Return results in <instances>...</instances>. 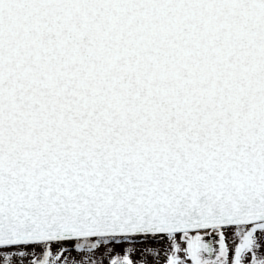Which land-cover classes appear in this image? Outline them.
I'll list each match as a JSON object with an SVG mask.
<instances>
[{"label":"snow or ice","instance_id":"snow-or-ice-1","mask_svg":"<svg viewBox=\"0 0 264 264\" xmlns=\"http://www.w3.org/2000/svg\"><path fill=\"white\" fill-rule=\"evenodd\" d=\"M0 264H264V0H0Z\"/></svg>","mask_w":264,"mask_h":264}]
</instances>
